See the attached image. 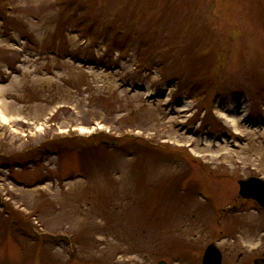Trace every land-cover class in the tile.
Returning <instances> with one entry per match:
<instances>
[{
    "label": "rangeland",
    "instance_id": "rangeland-1",
    "mask_svg": "<svg viewBox=\"0 0 264 264\" xmlns=\"http://www.w3.org/2000/svg\"><path fill=\"white\" fill-rule=\"evenodd\" d=\"M0 264L264 254V0H0Z\"/></svg>",
    "mask_w": 264,
    "mask_h": 264
},
{
    "label": "water",
    "instance_id": "water-1",
    "mask_svg": "<svg viewBox=\"0 0 264 264\" xmlns=\"http://www.w3.org/2000/svg\"><path fill=\"white\" fill-rule=\"evenodd\" d=\"M239 195L243 198H251L264 206V182L259 179L250 178L246 181H239ZM221 254L213 244L206 247L203 253L201 264H220ZM159 264H164L160 262ZM253 264H264V259H255Z\"/></svg>",
    "mask_w": 264,
    "mask_h": 264
},
{
    "label": "bare ground",
    "instance_id": "bare-ground-1",
    "mask_svg": "<svg viewBox=\"0 0 264 264\" xmlns=\"http://www.w3.org/2000/svg\"><path fill=\"white\" fill-rule=\"evenodd\" d=\"M0 105H1V107H3V110H4V107H5V106H4L3 102L0 101ZM0 116H1L2 120L5 121V118H4V115H3V112H0Z\"/></svg>",
    "mask_w": 264,
    "mask_h": 264
}]
</instances>
